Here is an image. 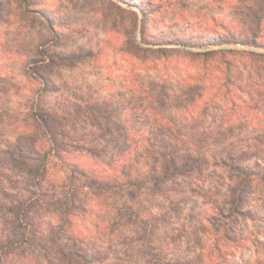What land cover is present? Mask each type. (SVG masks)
Returning <instances> with one entry per match:
<instances>
[{
	"label": "rangeland",
	"instance_id": "rangeland-1",
	"mask_svg": "<svg viewBox=\"0 0 264 264\" xmlns=\"http://www.w3.org/2000/svg\"><path fill=\"white\" fill-rule=\"evenodd\" d=\"M241 167L264 0H0V264H264Z\"/></svg>",
	"mask_w": 264,
	"mask_h": 264
},
{
	"label": "trees",
	"instance_id": "trees-1",
	"mask_svg": "<svg viewBox=\"0 0 264 264\" xmlns=\"http://www.w3.org/2000/svg\"><path fill=\"white\" fill-rule=\"evenodd\" d=\"M145 14L146 13H144L143 14V17H142V29L144 30V26H145V21H146V19H145ZM182 42H183V44L185 45H187L189 42H188V38L187 37H185V39H182ZM223 42H232V43H236V42H238L235 38H233V39H231L230 41H223ZM218 43H222L221 41L219 42V41H214V43L213 44H218ZM129 48L131 49V50H133L134 52H139L140 51V49H141V47H140V45L139 44H137V43H135V42H133L132 44H130L129 45ZM142 51V55H143V52H144V49H142L141 50ZM224 51L223 50H218V51H213V50H211V51H209V53H223ZM172 159H169V161H171ZM242 169H241V173L242 174H244L245 175V179H244V183H242V186H246L247 185V181H248V179H247V176L249 177V176H251V177H254V176H256L257 174L259 175V174H262L263 172H264V167L263 168H261V169H251V168H248V167H241ZM138 185L136 184V181L135 180H132V179H130V180H128L126 183H123L122 185H120V186H118V185H114V188H116V189H118V188H124V190H125V192H126V194H127V196H132V194L134 193V190H135V188L137 187ZM241 199V196H240V194L239 195H237V199H235V200H237V201H239Z\"/></svg>",
	"mask_w": 264,
	"mask_h": 264
}]
</instances>
